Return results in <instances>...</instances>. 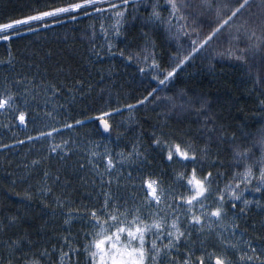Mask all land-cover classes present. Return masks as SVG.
Here are the masks:
<instances>
[{"label": "snow or ice", "instance_id": "1", "mask_svg": "<svg viewBox=\"0 0 264 264\" xmlns=\"http://www.w3.org/2000/svg\"><path fill=\"white\" fill-rule=\"evenodd\" d=\"M250 3L251 0H201L200 8L203 11L189 16L181 14L182 10L188 7L185 0H163V3L161 0H34L25 14L18 17L0 16V42L10 43L25 33L36 35L41 29L48 30L53 25L63 24L62 18L76 22L81 16L100 19V32L106 41H110L121 35L127 23L129 9L132 14H137L143 8L147 15H133V20H142V28L149 25H166L169 38L177 45L176 52L170 57L173 63L163 67L156 59L155 44L148 38L147 32L141 31L140 37L144 40V47L135 59L139 62L141 55L143 56L142 63L145 66L140 67L139 72L144 75L154 73L151 81L156 83V87L150 91L145 89L147 94L137 99L135 103L112 107L109 102L97 109L95 115L87 116L80 112L82 118L79 119L69 116L67 121L58 120L56 113L62 112L63 108L54 107L52 112L43 114V120L51 123H41L39 128L36 127V122L40 120V115H33L29 111V104L38 94L35 80L13 81L11 86H5L0 90V111L8 112L18 121L19 126L24 128L32 123L35 135H27L25 139L16 140L13 144L0 143V150L7 151L25 143L47 141L48 158L57 156L64 160L72 154L78 140L61 139L57 143L56 136H62L65 131L71 132L87 123L95 124L102 134L110 135L115 126L112 119L114 116L127 112L129 113L127 120L134 122L136 110L148 105L153 109H163L158 113L157 119L163 115L167 119L175 116L178 121H183L194 116L191 122L200 125L196 130V136L192 135L190 129L179 135L165 131L168 128L166 121L150 125L151 132L142 128L127 154L124 152L113 154L107 145H104L101 151V145L97 143L94 149L89 151L87 166L93 172L91 182L93 189L99 187L96 195V203L99 206L83 205L85 209L83 212L71 208L72 200L67 198L64 192L53 195L55 186L62 184L59 170L55 175L49 170H44L42 178L34 186L35 191L30 185L21 197L24 206L17 208L15 213L10 212L0 218V236H3L0 240V264H45L51 255H55V248L51 251L41 248V241L32 239L33 234L28 230H21V225L29 214V205L37 197L44 199L52 197L51 203L55 205L53 215L60 210L61 214L68 218L64 220L65 224L70 223L73 217L86 218L91 230L84 233L87 241L84 251L89 255L90 264H162L164 259H167V264H264V247L257 248L253 246L251 240H244L246 233L240 231V225L236 222L245 214V209L254 202L245 199V194L253 184L255 188L252 190L264 195V116L259 118L260 126L255 130H251V125L244 124L229 136L227 128L218 123L216 114L209 112L210 105L206 99L198 94L189 95V90L185 88L174 91L170 88L178 75V70L182 71L196 55L204 52L226 28L230 29L229 37L234 31L236 33L234 39L238 41L243 35L248 42L244 48L236 50L238 53L236 59L244 61L250 53L253 56L259 53L261 63L264 64V14L259 17L249 15L238 21ZM260 4L264 6V0H260ZM164 8L169 9L167 18L162 16ZM213 13L214 19L208 22L210 31L203 39H192L190 51L187 50L183 45V38L190 35L199 37L197 26L205 23L200 17ZM106 21L112 23L106 24ZM189 28L191 32L187 30ZM149 45L152 48L151 52ZM107 48L111 53L112 43H108ZM229 52L231 53V49ZM120 56L124 57L123 50ZM127 60L131 62L133 56L129 55ZM257 82L264 84V78L258 77ZM43 90L52 94L46 98L44 107L47 108V100H54L60 95V91L58 86L52 85L43 86ZM168 92L171 94H167ZM29 97H32V100H29ZM260 111L264 114V100L261 101ZM145 135L148 136L151 146L166 150L164 158L169 163L178 165L190 163L193 167L190 172L187 170L177 172L175 177L177 183L169 187H165L160 178L152 179L149 174V178L142 179L139 185L140 192L136 195H121V187L125 189L131 187L133 190L137 188L135 183L121 185V181H133L136 177L131 171L126 175L118 173L117 168L126 164L134 167L137 162L147 161L142 141ZM117 138L119 139V136ZM213 145L216 149L214 154ZM257 151L259 158L254 159ZM224 153L230 154L229 167L243 170L233 172L232 179L221 187L216 179L221 173L214 174L211 170L205 173L202 165L214 155L215 158L209 167L217 165L223 167L224 163L220 157ZM44 159L45 157H41L32 160L24 167L39 168ZM197 165L201 167L198 168ZM85 166L84 163L79 164L81 169ZM257 167L258 175L255 173ZM63 187H67L66 182L63 183ZM40 204L43 208L50 206L44 203V200H41ZM238 205H242L239 212ZM193 236L204 237L200 241L202 245L207 244L208 238L214 236L218 245H212L214 251L206 255L202 247L199 249L201 251L199 257H195L194 248L183 254L185 257L183 260L178 261L169 255L182 243L185 247L194 244ZM70 239L71 237L67 236L63 238L60 264H63L65 259H68L70 264V257L73 254V249L68 243ZM165 240L167 243H164ZM63 247L69 248L68 253L63 252ZM75 254H78V251Z\"/></svg>", "mask_w": 264, "mask_h": 264}, {"label": "trees", "instance_id": "2", "mask_svg": "<svg viewBox=\"0 0 264 264\" xmlns=\"http://www.w3.org/2000/svg\"><path fill=\"white\" fill-rule=\"evenodd\" d=\"M185 2L188 7L183 9L181 14L192 16L203 11L200 8L201 0H185ZM33 3L34 0H0V16L18 17L28 12ZM167 10V8L162 9V16ZM261 14H264V6L260 4V0H251L249 8L238 18V21L249 15L259 17ZM133 15L146 16L147 13L141 8L139 13L132 14L129 9L126 26L113 44L117 49V55L113 57L105 48H102L105 47V44L101 42L102 38L99 36L100 21H97L95 17L84 18L81 16L76 22L62 18L64 19L63 24L53 25L48 30L41 29L36 35L25 33L10 43L0 42V84L11 86L15 80H35L38 94L35 100L29 104V111L33 115H40V120L36 122L37 128L41 123H46L43 120V114L52 112L54 107L63 108L62 112L56 113V119L67 121L69 116L77 119L82 118L79 115L80 112H84L87 116L95 115L97 109L109 102L112 107L135 103L137 99L147 94L145 89L150 91L151 88L156 87V83L151 81L149 74H141L134 62L126 64L127 61L124 59L129 55H132L133 58L136 57L143 49L144 40L140 37L141 31L147 32L148 38L155 44L156 59L163 67H167L172 62L170 57L176 52L177 45L174 40L169 38L162 24L142 28V20H133ZM200 19L205 23L197 26L199 37L195 35L184 37L183 43H188L192 39H203L210 31L208 22L214 19V13L204 15ZM187 30L191 32L190 28ZM229 31L230 29L226 28L204 52L196 55L191 62L184 66L182 71L178 70V75L174 78L170 88L173 91L185 88L189 90V95L198 94L206 99L210 105L209 112L216 114L218 123H222L231 136L244 124L251 125V130L260 126L259 118L264 116L260 111L261 101L264 100V84L258 83L257 78H264V64L261 63L259 53L255 56L250 53L244 61L236 59L238 54L236 50L244 48L248 42L243 35L239 37L238 41L234 39L236 36L234 31L229 37ZM257 34L259 35V30H257ZM122 50L124 57L120 56ZM149 51H152L151 45H149ZM141 57L143 58L142 55ZM247 80L253 84L254 92L250 93L249 90H246L247 85L244 87ZM46 85L58 86L60 91V95L56 96L54 100H47V108L44 107L46 98L52 94L43 90V86ZM77 85L79 86L77 87ZM27 86L31 87L32 85ZM101 94L103 99H101ZM167 94L170 95L171 92ZM162 111L161 108L153 109L151 105L139 108L134 113V122L127 120L129 116L127 112L114 116L112 119L115 126L110 135L102 134L93 123H87L71 132L89 134L92 139L119 136L122 144L129 145L136 141L142 128L151 132L150 125L162 124L166 121L168 128L165 131H172L179 135L190 129L193 136L197 135L196 130L200 125L191 122L194 116L183 121H178L175 116L167 119L163 115L157 119L158 113ZM3 114L6 116L4 123L0 124V143L11 144L16 140L25 139L27 135H35L32 123H29L27 128H19L12 115L6 111H0V117ZM116 119L120 123L116 122ZM9 124H11L12 130L20 132V137L15 139L8 137L3 127L9 126ZM64 133L70 132L65 131ZM142 141L143 150L148 157L143 164L146 177L151 174L152 179L160 178L164 182L176 184L177 172L191 171L193 165L190 163L187 165L169 163L164 158L166 150L151 146L147 135L143 136ZM32 145L25 143L7 151L0 150V218L10 212L15 213L17 208L24 206L21 197L30 185L35 191L34 186L42 178L44 170L51 171L53 175L59 170L62 184L55 186L53 195L64 192L67 198L75 202H80L83 199L82 190L78 184L79 179L76 180L73 174V171L77 173L80 171L79 163L74 164L73 169H68L65 164L71 160L69 156L64 160L57 156L48 158L46 141L34 144L35 149L40 150L36 151L30 148L29 152L25 153L27 147ZM215 151V145H213V154ZM41 157H45L41 167L26 169L23 166L24 163L30 164L31 160ZM214 158V155L210 156L203 163L202 168L205 173L209 170L214 174L220 172L221 176L216 178L220 186H224L232 179L233 172L243 170L242 168L229 167L230 154L228 153H224L220 157L224 163L223 167L217 165L210 168ZM258 158L259 152L257 151L254 159ZM197 167L199 168L201 165H197ZM21 169H25L26 172L22 173ZM186 179L187 177H185ZM64 182L67 183V187H63ZM70 182L71 184L68 185ZM70 188L73 190L70 191ZM17 193L20 195L18 196ZM41 200L50 206L43 208L40 204ZM51 201L52 197L34 199L29 205V214L25 217L21 230L26 229L31 232L32 239L41 241V248H47L49 251L55 248V255H51L45 264H52L56 261L59 249L62 248V237L65 236L71 237L68 242L73 249V254L70 257L73 260L71 264H77V261L78 264H90L89 260L85 259L86 252L84 251L86 242L84 233L91 230L87 222H84L82 217H74L70 223L65 224L64 220L68 218L62 215L60 210H57L53 215L55 205ZM240 206L238 205L237 212H239ZM20 214L23 215V212ZM236 222L240 225V231L246 233L245 238L253 242V246L264 247V195H261L259 205L247 207L245 214L240 216ZM203 239L204 237L193 236L196 254L200 253L198 242ZM212 245H218L214 236L209 237L207 244L202 246L208 253L214 251ZM63 251L68 253L69 248L63 247ZM77 251L78 254H75Z\"/></svg>", "mask_w": 264, "mask_h": 264}, {"label": "rangeland", "instance_id": "3", "mask_svg": "<svg viewBox=\"0 0 264 264\" xmlns=\"http://www.w3.org/2000/svg\"><path fill=\"white\" fill-rule=\"evenodd\" d=\"M168 15H169V9L166 11V13H165V15H163V17L167 18ZM95 19L97 21H100L99 22V27H98V30L100 31V23H101V20L98 19V18H95ZM105 23L106 24H111L112 21H106ZM173 23H175V21H173ZM163 26H164V28L166 30V25H163ZM99 36H101V38H102L101 39V42L105 44V47H102V48H105L106 51H108V48H107V44L108 43H112V45H113L114 42L117 41V38L112 39L110 41H106L105 38H104V35L101 32H100ZM190 43H191V41H189L188 43H185V42L183 43V45L184 44L186 45V46L184 45V47L187 50H189V51H190ZM116 50H117L116 47L113 45V49H112V52L110 54L111 57L117 55ZM184 54H186V52ZM124 59L127 61L126 64L131 63V62H134L135 65L138 67V69L140 67H144L145 66L142 63V60H143L142 57H141V61H139V62L135 59V57L133 58V60L131 62H129L127 60V57H125ZM149 63H151V61H149ZM172 63L173 62H171L170 64H172ZM147 74H149L150 76L154 75V73H152V72H149ZM245 85H247L246 86V90H249L250 93H251V91L254 92L253 84L251 83L250 80H247L246 84H244V87H245ZM4 87H5L4 85L0 84V90H2ZM31 99L32 98L29 97V100H31ZM5 116H6V114H3L2 117H0V124L1 123H4L3 121H5ZM115 121L118 122V119H116ZM46 123H51V121H46ZM118 123H120V122H118ZM15 124L19 128H24L22 126H19V123L16 120H15ZM3 128H4V132L11 139L18 138L21 135L20 132L14 130V129L12 130L11 124H9V126H4ZM69 138L77 139L78 140V144H77L76 148L73 150L72 154L69 156V158L71 160L68 163H66L65 165L68 167V169H73V165L76 164V163H79V164L80 163H84L86 165L83 169H81L79 167L80 168L79 169L80 171L78 173L73 171V174H74L75 179L76 180L79 179L78 184H80V188H81L80 190H82V195H83L82 197H83V199L80 202L79 201L78 202H75V201L72 200L71 208L73 210L79 209L81 212H83V211H85V209L82 207L83 205L91 206L93 204H96L97 207L99 206L96 203V195H97V192L99 191V187L97 186L95 190L93 189V186H92V183H91L92 182V179H93V172H92V169L87 166V159H88L89 151L90 150H93L94 149V146L97 143H99L101 145V148H100L101 151H103L104 145H107L109 147V149L113 152V154L119 153V152H124L125 154H127V152L131 150V148L133 146V142L130 141L131 143H129V145H127V144L124 145V143L122 144L117 137H112V136L107 137L105 139H92V136L89 135V134H85V133H80L79 134L78 132H75V131L74 132H70V133H64V134H62V136H56L55 140L58 143V142L61 141V139H69ZM13 143H11V144H13ZM47 143L48 142L46 141V147H47ZM30 148H32V150H36V151L37 150H40V149H35V146L33 144L32 146L27 147V150H26L25 153L29 152V149ZM117 159H118V157H117ZM23 163H24V161H23ZM24 164H26V163H24ZM143 164H145V162L144 163L137 162L134 167H129L126 164L123 167H118L117 168V172L118 173H121V174L126 175L129 171H131L132 174H133V176L136 177V179H134L133 181H125V180H122L121 181V185H125V184L131 185L132 183H135L137 185V188L135 190H133L131 187H128L127 189H125L124 187H121V189H120V194L121 195H124V196H128L129 194L136 195V193L140 192L139 185H140L142 179L149 178V177H146V175H145L146 174V171L144 170ZM21 172L22 173H25L26 170L25 169H21ZM255 173H256V175L259 174L258 173V169L255 170ZM113 175L115 176L116 173H114ZM71 182H72V180H71ZM71 182L68 185H70ZM163 183H164V186L165 187H169V186L173 185L172 183H167V182H164V181H163ZM221 187H223V186L221 185ZM254 188H255V184H253L252 185V188L249 189V191L245 194V199L254 201L248 207H250L252 205L257 206V205L260 204L261 195H260V193H255L252 190ZM70 189H71L70 191L73 190V188H70ZM113 190L115 191V184L113 185ZM177 190H179V188H177ZM140 194L142 195V193H140ZM83 200H85V201L83 202ZM83 219H84V222L85 221L87 222L86 218H83ZM237 237H239V233H237ZM63 238L64 237H62V239ZM2 239H3V236H0V240H2ZM149 239H151V238H149ZM243 239L244 240H249L248 238H245V236L243 237ZM164 243H167V241L165 240ZM202 247L203 246H202V244L199 241L198 242V248L201 249ZM193 248H195V246H193V244H189L187 247H185V245L182 243L178 249H174L171 253H169V255L172 256V257H175L178 261L179 260H183L185 258L183 254L184 253H187L190 249H193ZM203 249H204V253L207 254L206 248L203 247ZM60 251H61V249H59V252H58L57 257H56V261L53 262L52 264H60ZM64 253H66V252H64ZM200 255H201V251H200L199 254H196L195 253V257H199ZM85 259H88L89 260L88 253L85 254ZM71 261L73 262V260L70 258V264H71ZM63 264H69V260L68 259H65L64 262H63ZM162 264H167V259H164L162 261Z\"/></svg>", "mask_w": 264, "mask_h": 264}, {"label": "bare ground", "instance_id": "4", "mask_svg": "<svg viewBox=\"0 0 264 264\" xmlns=\"http://www.w3.org/2000/svg\"><path fill=\"white\" fill-rule=\"evenodd\" d=\"M104 135H107V134H104Z\"/></svg>", "mask_w": 264, "mask_h": 264}]
</instances>
